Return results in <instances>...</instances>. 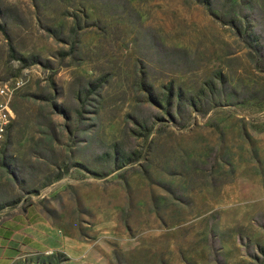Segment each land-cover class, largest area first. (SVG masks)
<instances>
[{
  "label": "rangeland",
  "instance_id": "obj_1",
  "mask_svg": "<svg viewBox=\"0 0 264 264\" xmlns=\"http://www.w3.org/2000/svg\"><path fill=\"white\" fill-rule=\"evenodd\" d=\"M0 222L26 264H264V0H0ZM51 241V240H50Z\"/></svg>",
  "mask_w": 264,
  "mask_h": 264
},
{
  "label": "crops",
  "instance_id": "obj_2",
  "mask_svg": "<svg viewBox=\"0 0 264 264\" xmlns=\"http://www.w3.org/2000/svg\"><path fill=\"white\" fill-rule=\"evenodd\" d=\"M52 240V229L34 208L26 207L0 222V264H26L28 258L56 253L67 257L62 246L51 248Z\"/></svg>",
  "mask_w": 264,
  "mask_h": 264
},
{
  "label": "built area",
  "instance_id": "obj_3",
  "mask_svg": "<svg viewBox=\"0 0 264 264\" xmlns=\"http://www.w3.org/2000/svg\"><path fill=\"white\" fill-rule=\"evenodd\" d=\"M21 85L19 79H14L10 84H0V142L6 125L11 120V111L8 105L11 93Z\"/></svg>",
  "mask_w": 264,
  "mask_h": 264
}]
</instances>
